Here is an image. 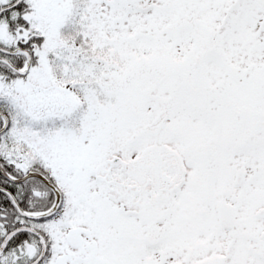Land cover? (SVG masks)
<instances>
[{
	"label": "snow or ice",
	"instance_id": "6c2138e0",
	"mask_svg": "<svg viewBox=\"0 0 264 264\" xmlns=\"http://www.w3.org/2000/svg\"><path fill=\"white\" fill-rule=\"evenodd\" d=\"M0 264H264V0H0Z\"/></svg>",
	"mask_w": 264,
	"mask_h": 264
}]
</instances>
